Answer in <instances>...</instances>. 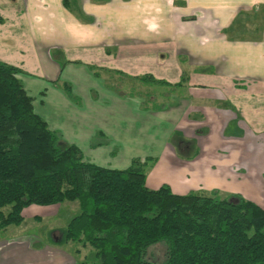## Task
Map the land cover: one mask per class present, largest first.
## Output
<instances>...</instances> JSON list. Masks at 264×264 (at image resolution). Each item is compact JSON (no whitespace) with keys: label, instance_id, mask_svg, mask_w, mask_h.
<instances>
[{"label":"crops","instance_id":"obj_1","mask_svg":"<svg viewBox=\"0 0 264 264\" xmlns=\"http://www.w3.org/2000/svg\"><path fill=\"white\" fill-rule=\"evenodd\" d=\"M72 3L0 0V60L23 70L64 142L114 169L155 158L148 187L178 194H240L227 190L235 180L264 177V0ZM149 74L168 84L140 80ZM24 242L6 244L22 256L6 264H26ZM54 259L74 264L61 249L40 264Z\"/></svg>","mask_w":264,"mask_h":264},{"label":"trees","instance_id":"obj_2","mask_svg":"<svg viewBox=\"0 0 264 264\" xmlns=\"http://www.w3.org/2000/svg\"><path fill=\"white\" fill-rule=\"evenodd\" d=\"M22 72L0 60V228L20 225L31 204L78 201L66 240L93 247L99 264H264V207L218 190L150 188L146 169L155 158H134L125 169L87 160L36 112ZM140 80L168 84L150 74ZM161 240L165 260H148Z\"/></svg>","mask_w":264,"mask_h":264},{"label":"rangeland","instance_id":"obj_3","mask_svg":"<svg viewBox=\"0 0 264 264\" xmlns=\"http://www.w3.org/2000/svg\"><path fill=\"white\" fill-rule=\"evenodd\" d=\"M72 2L71 6L78 10L80 0H72ZM76 17L83 21H90L89 18L87 19L85 16H78L76 14ZM123 85H126V87L129 88L126 82L123 83ZM140 87L142 88L140 90L143 91L150 89L144 84H141ZM122 88L124 87L122 86ZM154 88L157 87L154 86ZM262 159H264V154L262 155ZM146 171H149V168H147ZM158 186L159 184L155 187ZM237 188L240 189L239 191L241 193L238 194L235 192L232 194L231 189ZM227 190H230L231 192H223L222 189H220V196H233L234 198H237L238 195H243V197L253 199L264 207V177L242 178L239 183L235 180L234 185ZM9 209L10 208L7 207L6 211ZM80 212L81 209L78 201H65L62 204L55 205H29L23 211L24 221L20 225H10L7 228H0V252L2 251V255H0V264H6L9 256L14 257L15 254L18 253L17 248L15 250L10 248L9 250L11 251H7L6 249V244L15 238H20L22 241H25L24 248L26 252V260H24V262L26 264H40L42 262L41 252L45 249H61L64 253H69L70 262L72 263V261H74V264H99L96 257V250L93 247L90 245H84L83 242L66 240L67 226L70 220ZM167 245L168 243L166 240H161L153 244L149 247L146 258L151 261L163 262L165 260L164 252ZM13 252L16 253L11 255ZM4 253L6 255H4ZM37 254H39V257H37ZM21 258L22 256H20V258H17L16 256L13 259ZM54 261L55 259L52 264H55Z\"/></svg>","mask_w":264,"mask_h":264}]
</instances>
